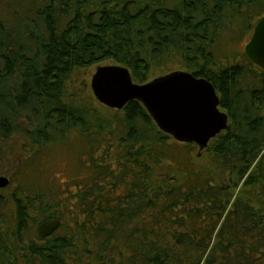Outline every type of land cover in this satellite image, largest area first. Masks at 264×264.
Here are the masks:
<instances>
[{
    "label": "trees",
    "instance_id": "1",
    "mask_svg": "<svg viewBox=\"0 0 264 264\" xmlns=\"http://www.w3.org/2000/svg\"><path fill=\"white\" fill-rule=\"evenodd\" d=\"M33 9V26L0 19V155L20 134L27 156L0 192V264H264V69L245 50L223 54L227 41L248 42L264 0ZM108 59L139 83L173 63L208 79L229 127L200 150L161 130L138 99L111 109L68 92L75 70ZM74 133L87 176L62 191L31 178L41 148ZM48 218L61 225L38 240Z\"/></svg>",
    "mask_w": 264,
    "mask_h": 264
},
{
    "label": "water",
    "instance_id": "2",
    "mask_svg": "<svg viewBox=\"0 0 264 264\" xmlns=\"http://www.w3.org/2000/svg\"><path fill=\"white\" fill-rule=\"evenodd\" d=\"M251 61L264 69V15L257 21L245 45ZM91 88L103 105L122 109L130 100L138 99L147 108L159 128L181 142H194L200 150L229 127V115L220 107L213 84L187 70H172L139 83L122 64L102 65L92 77ZM10 179L0 176V188ZM59 218H48L35 229L42 240L59 229Z\"/></svg>",
    "mask_w": 264,
    "mask_h": 264
},
{
    "label": "rangeland",
    "instance_id": "3",
    "mask_svg": "<svg viewBox=\"0 0 264 264\" xmlns=\"http://www.w3.org/2000/svg\"><path fill=\"white\" fill-rule=\"evenodd\" d=\"M36 1L39 2L41 0H0V19L10 24L19 20L16 18L17 14L30 16L34 20L30 19L28 22L33 26L36 21L39 22V19L34 15L33 9V3ZM246 43V39L227 41L223 54L231 56L240 50L244 51ZM220 44L224 46L223 42ZM220 44L217 45L220 46ZM219 46L216 47L220 51L221 48ZM110 64L118 63L108 59L75 70L68 81V92L78 95L82 100H94V104H100L92 91L91 80L99 66ZM169 69L171 71L184 70L176 63H173ZM25 144L24 137L16 134L3 145L2 154L0 155V176L9 178L10 182L13 174L16 173V165H18L20 159L27 157ZM85 158L86 144L82 137L74 133L68 141L41 148V154L33 160L36 164L28 167L27 170H29L31 178L38 179L39 182L54 187L56 191H62L66 187L73 188L77 180L87 176L88 170L84 165ZM10 188L11 185L9 183L6 188H0V192L6 193Z\"/></svg>",
    "mask_w": 264,
    "mask_h": 264
}]
</instances>
